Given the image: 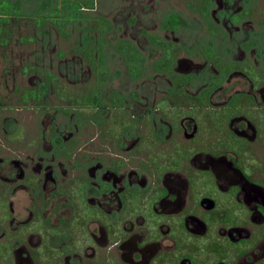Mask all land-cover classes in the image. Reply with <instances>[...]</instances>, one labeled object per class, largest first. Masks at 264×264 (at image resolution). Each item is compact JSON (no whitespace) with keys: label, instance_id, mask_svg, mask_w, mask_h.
Listing matches in <instances>:
<instances>
[{"label":"flooded vegetation","instance_id":"1","mask_svg":"<svg viewBox=\"0 0 264 264\" xmlns=\"http://www.w3.org/2000/svg\"><path fill=\"white\" fill-rule=\"evenodd\" d=\"M167 1L143 0L142 9L149 15ZM175 5L154 32L130 10L129 35L114 44L118 26L103 17L113 26L103 53L113 50L138 84L129 94L104 93L108 78L100 80L86 58L67 62L78 83L91 74L81 89L64 85L68 97L97 99L79 106L82 124H56L58 114L69 117L70 98L52 86L42 105L25 109L17 90L42 88L15 84L17 105L6 108L0 83L4 113L48 111L52 93L64 104L31 143L22 125L3 127L0 264H264V0ZM167 33L194 42L188 49ZM136 37L160 54L151 73ZM121 42L144 57L137 80L119 55ZM166 49L175 59L157 71Z\"/></svg>","mask_w":264,"mask_h":264},{"label":"rangeland","instance_id":"2","mask_svg":"<svg viewBox=\"0 0 264 264\" xmlns=\"http://www.w3.org/2000/svg\"><path fill=\"white\" fill-rule=\"evenodd\" d=\"M80 1V0H75ZM82 1H90L94 5V10L86 12V15L73 17L74 20H70L66 22V36L63 37L61 34L53 27L50 26L49 30H47V34L40 33L36 31L33 25L32 19L28 15L34 14L36 11H39L41 8V3H32V4H23L21 2L22 15L18 16L17 21L11 25L10 33H11V41L9 48L4 51L0 50V83H1V92L6 98L3 97L6 108L13 107L17 105L14 102V99L11 94L13 86L16 84L18 86H34L43 88L42 78L44 76L36 72H30L27 75H24L21 71L24 66L31 64L40 69H49L52 72L56 73L57 77L61 80L63 84H69L70 87H77V89H81V84L87 80L91 79L90 72H85L82 74L81 80L76 81V79H72L69 77L70 72L68 68H70L69 63H73L75 66L82 61L81 57H79L78 52L75 49L76 45H83L85 40L89 38L92 41V38L87 34L82 32V28L87 25V17L92 16H102L109 18V20L114 23L118 28L115 30V33L111 35L110 41L116 43V41L121 37L125 36L126 33L129 35V22L127 23L128 13L136 10L137 17L139 22L146 27L149 28L150 32H154V27H158L160 25V21L165 19L166 15L174 12L176 9V0L167 1L166 3H159L155 9L153 7V11L151 14L147 15L150 11L148 9H142L143 0H82ZM147 2V0H144ZM55 0H48V7H55ZM50 4V6H49ZM153 6V5H152ZM142 9V12L139 10ZM86 20V21H85ZM135 32V31H134ZM138 32V30H137ZM136 34V33H135ZM169 36L171 40L180 39L185 42V47H190V45L194 42L193 37H189L187 34H166ZM23 38H31L34 41L27 42L23 41ZM139 39L135 40L137 46H139L140 50L146 57L147 60V71L151 73L150 65L154 62L155 58L160 55L158 51L155 52L154 55H151V51H148V46L145 40L142 37H138ZM60 53L65 54V59L63 57H59ZM186 53H182V57L185 56ZM63 59V60H60ZM69 62V63H67ZM62 63V64H61ZM102 63L104 67H107L109 70V77L107 81V85L104 86V93H106V89L109 88L111 90H120L123 93L129 94L130 91L135 90L138 86L137 83H133L129 81V77L126 75V67L117 56L113 50H105L102 56ZM72 66V64H71ZM5 69L8 70L9 75H5ZM71 79V80H70ZM147 78L145 77V80ZM238 81V79H236ZM76 82V83H75ZM75 83V84H74ZM78 83V84H77ZM85 83V84H90ZM140 84V83H139ZM143 85V84H142ZM17 86V87H18ZM140 88V87H139ZM143 94V92H142ZM47 107L51 106L50 110H46L45 112H33L30 110H25L22 114L17 113H4L0 111V140L3 143H7V136L3 132L4 125L7 124L12 126L14 129L19 125H22V129L24 133L27 135L26 139L23 141L24 143H31V138L41 139L43 132L47 130V128L52 126V117L55 116V109L58 106H64L62 101L49 95L47 98ZM67 104V103H65ZM66 106V105H65ZM68 116H63V114H58L56 116V124L58 126L66 125L69 128L73 123L84 122L83 116L81 115V111L77 109L69 110ZM73 119L72 120V117ZM14 122L11 124V121ZM73 123H72V122ZM52 122V123H51ZM17 125V126H16ZM10 130V129H8Z\"/></svg>","mask_w":264,"mask_h":264},{"label":"trees","instance_id":"3","mask_svg":"<svg viewBox=\"0 0 264 264\" xmlns=\"http://www.w3.org/2000/svg\"><path fill=\"white\" fill-rule=\"evenodd\" d=\"M21 2L23 4L41 3L42 6L39 11H36L32 15H28L30 17L29 19H32L36 31L47 34V30H49L50 26H53L63 37L66 36V22L71 19L74 20L73 17L85 16L86 12L94 10L92 2L82 0H55L56 3L53 8H46L48 7V0H0V50L6 51L12 43L10 29L14 21H17L18 16L22 15ZM86 20L88 23L82 28V32L87 34V37L89 36L92 38L94 43L87 38L83 45H76L75 49L79 56L86 58L87 62L94 67L93 70L98 75V78L105 81L108 78L109 70L101 66L100 57L103 55L102 49L109 44L106 36L113 29V26L107 19L100 16L87 17ZM174 23L175 18L172 17L169 24ZM22 40L26 41L25 43L34 41L31 38H23ZM96 42L98 43L96 44ZM166 50L167 52L164 56V60L157 62V71L161 70L159 64L166 63L168 66L175 59L170 53V49ZM97 52H99V57L96 56ZM118 52H120L119 55L128 67L127 71L130 78L133 80L139 79L142 75L145 62L143 55L136 47L127 42L120 43L118 46ZM59 57L65 59V54L60 53ZM21 72L24 75H27L30 72H36V74L39 73L40 75H42L41 72H43L44 74L42 78L44 87L42 89L38 90L35 88H29L23 89L20 92L17 90V95L22 97L21 101L18 102L22 108H34L42 105L45 102L46 91L47 89L49 90V87L51 86L55 89L54 91L56 95H58L61 100L68 101L67 99L70 98L68 102L70 109L79 110L80 105L84 103L90 105L97 101L96 98L91 101L92 97H94V94L91 92L86 95L85 99L81 97L80 94H76L77 99H74L75 94L73 93L68 97L65 92L66 90H64L65 84H63L59 77L54 75L49 69H40L28 64L23 67ZM167 72L171 74L170 70H167ZM1 104H4V102H1ZM112 104L114 107L115 105H121V102H113Z\"/></svg>","mask_w":264,"mask_h":264}]
</instances>
